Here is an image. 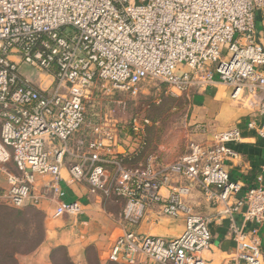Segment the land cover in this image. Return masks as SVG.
<instances>
[{
	"label": "built area",
	"instance_id": "obj_1",
	"mask_svg": "<svg viewBox=\"0 0 264 264\" xmlns=\"http://www.w3.org/2000/svg\"><path fill=\"white\" fill-rule=\"evenodd\" d=\"M263 10L264 0H0V200L21 208L50 199L53 219L78 217L80 203L64 201L60 187L66 170L68 182L84 183L91 195L123 201L122 234L108 263L207 264L201 254L211 245V219L186 207L188 189L171 186L174 177L227 220L234 261L263 264L264 162L253 187L243 191L231 180L226 164L238 156L230 147L242 140L238 129L210 143L188 131L170 164L150 155L128 168L113 153L123 137L142 145L149 119L116 116L151 83L187 98L223 85L255 115L247 128L264 141V34L255 28ZM22 65L36 77L20 73ZM155 206L183 219L180 236L134 231Z\"/></svg>",
	"mask_w": 264,
	"mask_h": 264
},
{
	"label": "crops",
	"instance_id": "obj_2",
	"mask_svg": "<svg viewBox=\"0 0 264 264\" xmlns=\"http://www.w3.org/2000/svg\"><path fill=\"white\" fill-rule=\"evenodd\" d=\"M257 34H264V10L255 17ZM193 104L189 107L191 113L185 123V139L189 137L188 131L196 133L192 136L198 143H210L215 133L236 128L241 132L242 140L230 147L237 153V158L226 164V170L233 181L242 183L243 191L255 185L261 164L264 162V141L259 139L253 130L247 128V123L255 115L246 105L230 98V90L221 84L206 89L202 93H194ZM195 128V129H194ZM196 128H200L198 131ZM149 135L147 149L141 151V145L128 139L121 138L113 153L123 160L128 168H133L145 163L150 155H155L164 164H170L180 156L185 149L175 152L168 142L162 143ZM63 179L60 183L61 190L65 193L64 201H77L82 207V214L78 217L64 216L53 219L52 213L55 206L53 200L41 201L39 205L46 211V219H51L46 226L45 239L35 252L22 256L19 264H52L50 254L53 250L63 249L71 264H90L91 256L101 260L108 251L112 241L122 234L120 224L123 201L114 199L104 200L98 195H91L84 183H69L67 171L62 172ZM42 191V182L39 181ZM173 187H187V192L182 196L186 207L192 213L211 219L209 229L211 245L201 257L207 264H244L234 261L236 244L231 239L228 231L227 220L221 218L200 193V191L186 184L178 178L171 179ZM169 188H163L160 195L165 199ZM46 203V204H45ZM237 223L239 217L236 216ZM182 218L171 219L158 212V206L146 212L145 217L134 228L140 235L155 236L172 239L183 232ZM255 228V225H248ZM258 228V227H257ZM261 243L262 262L264 264V225L258 228Z\"/></svg>",
	"mask_w": 264,
	"mask_h": 264
},
{
	"label": "rangeland",
	"instance_id": "obj_3",
	"mask_svg": "<svg viewBox=\"0 0 264 264\" xmlns=\"http://www.w3.org/2000/svg\"><path fill=\"white\" fill-rule=\"evenodd\" d=\"M19 72L30 79L31 77H36V74L31 73V69L24 65L19 67ZM51 81V78H46L45 87H48ZM144 87L142 92L145 96L139 99L127 100L126 109L124 111L120 110L116 118L126 122L135 115L149 119L152 123L151 134H153L154 139L162 143L168 142L174 147L175 152L181 151L186 145L185 123L191 114L188 112V109L193 104V98L166 94V87L159 83H151ZM111 111V109H108L105 114L109 115ZM87 114L86 126L83 132L85 135L89 133V109L87 110ZM77 139L78 136H74L73 142ZM42 208L43 206L41 205H26L21 208H14L5 205L0 200V214H3L0 217L4 218L0 223V226L4 229L0 243L6 244L0 245V250L6 247L8 251H14L15 249V251H19V253L14 255L12 264H19L20 257L31 255L44 241L46 226L51 219L49 217L48 220L46 219V211ZM14 211L24 212V215L20 218L13 216L6 217L7 213L5 212L12 213ZM12 227L15 230L9 231ZM6 229H9L8 232H6ZM63 252L55 253L52 256L58 264H67ZM106 258L105 254L101 260L97 261L95 256L92 255L90 264H113L108 263Z\"/></svg>",
	"mask_w": 264,
	"mask_h": 264
},
{
	"label": "trees",
	"instance_id": "obj_4",
	"mask_svg": "<svg viewBox=\"0 0 264 264\" xmlns=\"http://www.w3.org/2000/svg\"><path fill=\"white\" fill-rule=\"evenodd\" d=\"M150 121V120H149ZM152 123L150 121V125H148L146 128H145V132H144V136L142 137V145H141V151L143 152L144 149H147L148 145H149V135L150 133L152 132ZM123 165L125 166L124 164V161L121 160ZM7 213L6 217L9 218L10 216H13L15 218H20L24 215V212H21V211H14L12 213L10 212H5ZM3 215V214H2ZM2 215L0 214V216L2 217ZM0 217V223L4 220V218H1ZM12 229V230H11ZM9 231H14L15 228L12 227ZM7 230V229H6ZM8 230L6 232H8ZM4 232V229H2V227L0 226V238L2 237V234ZM0 245H6V244H3V243H0ZM16 250V249H15ZM8 251L6 247H4L3 249L0 250V264H12L13 263V260H14V255L16 253H19V251ZM62 251H64L63 249L59 248V249H56V250H53L51 252V256H50V259H51V263L52 264H58L54 259H53V254L55 253H62ZM63 256H64V259L66 261L67 264H71L70 260L68 259L65 251L63 252Z\"/></svg>",
	"mask_w": 264,
	"mask_h": 264
}]
</instances>
